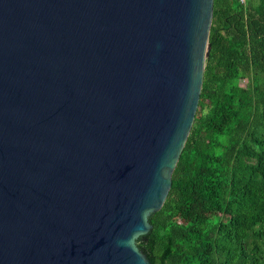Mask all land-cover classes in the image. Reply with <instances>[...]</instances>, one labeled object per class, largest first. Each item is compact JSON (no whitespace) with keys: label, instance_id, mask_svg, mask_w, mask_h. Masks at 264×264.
I'll use <instances>...</instances> for the list:
<instances>
[{"label":"water","instance_id":"95a60500","mask_svg":"<svg viewBox=\"0 0 264 264\" xmlns=\"http://www.w3.org/2000/svg\"><path fill=\"white\" fill-rule=\"evenodd\" d=\"M214 0H0V264H151L137 239L201 97Z\"/></svg>","mask_w":264,"mask_h":264},{"label":"trees","instance_id":"16d2710c","mask_svg":"<svg viewBox=\"0 0 264 264\" xmlns=\"http://www.w3.org/2000/svg\"><path fill=\"white\" fill-rule=\"evenodd\" d=\"M196 118L152 229L151 264H264V0H214Z\"/></svg>","mask_w":264,"mask_h":264},{"label":"built area","instance_id":"2783aa9c","mask_svg":"<svg viewBox=\"0 0 264 264\" xmlns=\"http://www.w3.org/2000/svg\"><path fill=\"white\" fill-rule=\"evenodd\" d=\"M241 2H244L245 0H240Z\"/></svg>","mask_w":264,"mask_h":264}]
</instances>
